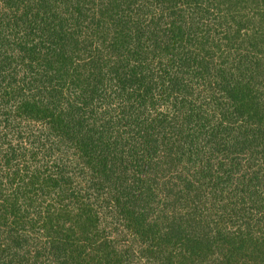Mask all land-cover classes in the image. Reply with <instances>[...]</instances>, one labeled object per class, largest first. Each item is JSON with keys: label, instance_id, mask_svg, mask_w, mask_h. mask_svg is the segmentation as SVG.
<instances>
[{"label": "trees", "instance_id": "1", "mask_svg": "<svg viewBox=\"0 0 264 264\" xmlns=\"http://www.w3.org/2000/svg\"><path fill=\"white\" fill-rule=\"evenodd\" d=\"M0 264H264V0H0Z\"/></svg>", "mask_w": 264, "mask_h": 264}]
</instances>
